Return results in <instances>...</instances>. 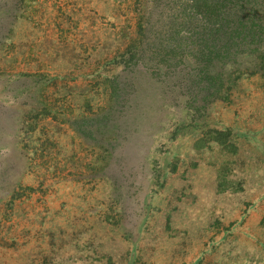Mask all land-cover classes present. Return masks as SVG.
Segmentation results:
<instances>
[{"label":"rangeland","instance_id":"obj_1","mask_svg":"<svg viewBox=\"0 0 264 264\" xmlns=\"http://www.w3.org/2000/svg\"><path fill=\"white\" fill-rule=\"evenodd\" d=\"M174 1L0 0V264H264V81L206 102Z\"/></svg>","mask_w":264,"mask_h":264},{"label":"trees","instance_id":"obj_2","mask_svg":"<svg viewBox=\"0 0 264 264\" xmlns=\"http://www.w3.org/2000/svg\"><path fill=\"white\" fill-rule=\"evenodd\" d=\"M173 3L170 26L162 34L154 29L161 36L156 32L147 42L156 48L161 41V61L170 59V53H176L174 49L181 61L184 51H190L193 57L190 63L196 68L191 76L205 88L206 102L226 103L242 77L257 75L264 81V0H175ZM137 29L149 31L153 26L146 23ZM181 30L190 33L188 42L181 38L173 44L162 42L163 37Z\"/></svg>","mask_w":264,"mask_h":264}]
</instances>
